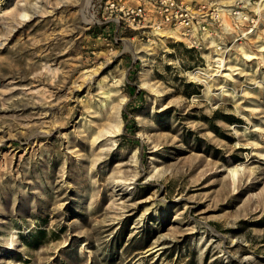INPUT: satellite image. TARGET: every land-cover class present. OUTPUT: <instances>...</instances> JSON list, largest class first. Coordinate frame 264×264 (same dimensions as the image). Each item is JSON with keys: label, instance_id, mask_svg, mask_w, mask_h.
<instances>
[{"label": "rangeland", "instance_id": "obj_1", "mask_svg": "<svg viewBox=\"0 0 264 264\" xmlns=\"http://www.w3.org/2000/svg\"><path fill=\"white\" fill-rule=\"evenodd\" d=\"M242 4L218 70L98 37L88 0H0V264H264V0ZM103 89L123 126L93 143Z\"/></svg>", "mask_w": 264, "mask_h": 264}, {"label": "built area", "instance_id": "obj_2", "mask_svg": "<svg viewBox=\"0 0 264 264\" xmlns=\"http://www.w3.org/2000/svg\"><path fill=\"white\" fill-rule=\"evenodd\" d=\"M244 1L224 5L218 0H88L85 16L94 33L110 41L123 40L126 33L156 41L166 36L163 32L173 31L175 35L167 36L221 56L232 46L231 36L251 20Z\"/></svg>", "mask_w": 264, "mask_h": 264}, {"label": "bare ground", "instance_id": "obj_3", "mask_svg": "<svg viewBox=\"0 0 264 264\" xmlns=\"http://www.w3.org/2000/svg\"><path fill=\"white\" fill-rule=\"evenodd\" d=\"M22 15L26 16L27 13L23 12ZM162 35H166V36L167 35H169V36L170 35H175V32L166 31V32H163ZM246 55H248V54H246ZM248 57H249V55H248ZM253 57H255V56L253 55ZM213 59H214L213 61L215 62L213 67L217 68L218 70L225 69L224 68L225 67V60H224L223 56H215ZM200 71H201V69H197V70H194V71H189V73H192L194 75L196 73H198V72L199 73H204V72H200ZM99 84H100L101 87H103L101 83H99ZM103 93H104V97H107V99H108V101L103 102V105H105L106 103H111V112H110V116H109V120H111V121L107 122V123L104 122L103 124H100L98 126L97 130H93L92 129L91 135H92V142L93 143H95L96 141H100L102 139H107V140L112 139L113 137L117 136L121 132L122 126H123V118H122L121 110H122L123 104L125 102V97L123 96V97H121L119 99V101L113 102V100L111 99V89H103ZM231 170L234 171L235 167L234 166L231 167ZM118 182H119V180H118ZM121 182H120V184H122ZM161 247H163L162 244L161 245H157L154 248V250H157V249H159Z\"/></svg>", "mask_w": 264, "mask_h": 264}]
</instances>
